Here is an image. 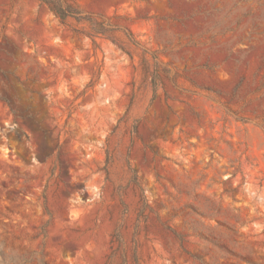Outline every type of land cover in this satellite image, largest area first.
<instances>
[{"label":"rangeland","instance_id":"rangeland-1","mask_svg":"<svg viewBox=\"0 0 264 264\" xmlns=\"http://www.w3.org/2000/svg\"><path fill=\"white\" fill-rule=\"evenodd\" d=\"M61 1L0 0V264H264V0Z\"/></svg>","mask_w":264,"mask_h":264},{"label":"trees","instance_id":"trees-1","mask_svg":"<svg viewBox=\"0 0 264 264\" xmlns=\"http://www.w3.org/2000/svg\"><path fill=\"white\" fill-rule=\"evenodd\" d=\"M42 2L50 5L52 10L56 13V15L64 22L69 17H76L78 20L83 19L78 16V11L72 5L67 4L64 5L61 0H41ZM79 17V18H78ZM92 21V20H89ZM97 34H102L103 30L96 29Z\"/></svg>","mask_w":264,"mask_h":264}]
</instances>
